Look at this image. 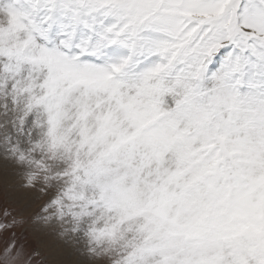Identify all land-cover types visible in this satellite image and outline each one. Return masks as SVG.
Returning <instances> with one entry per match:
<instances>
[{
	"label": "snow or ice",
	"instance_id": "1",
	"mask_svg": "<svg viewBox=\"0 0 264 264\" xmlns=\"http://www.w3.org/2000/svg\"><path fill=\"white\" fill-rule=\"evenodd\" d=\"M0 264H264V0H0Z\"/></svg>",
	"mask_w": 264,
	"mask_h": 264
}]
</instances>
